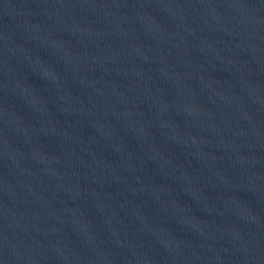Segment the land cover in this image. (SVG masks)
<instances>
[{
  "label": "water",
  "instance_id": "1",
  "mask_svg": "<svg viewBox=\"0 0 264 264\" xmlns=\"http://www.w3.org/2000/svg\"><path fill=\"white\" fill-rule=\"evenodd\" d=\"M0 264H264V0H0Z\"/></svg>",
  "mask_w": 264,
  "mask_h": 264
}]
</instances>
